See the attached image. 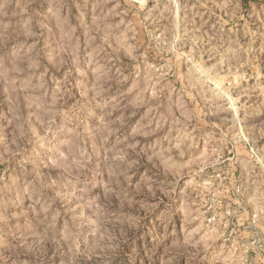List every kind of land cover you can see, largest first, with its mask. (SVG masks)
<instances>
[{
  "label": "rangeland",
  "instance_id": "1",
  "mask_svg": "<svg viewBox=\"0 0 264 264\" xmlns=\"http://www.w3.org/2000/svg\"><path fill=\"white\" fill-rule=\"evenodd\" d=\"M0 264H264V0H0Z\"/></svg>",
  "mask_w": 264,
  "mask_h": 264
}]
</instances>
